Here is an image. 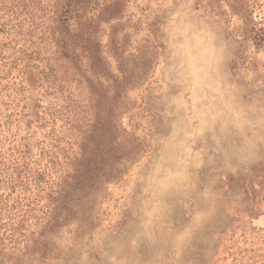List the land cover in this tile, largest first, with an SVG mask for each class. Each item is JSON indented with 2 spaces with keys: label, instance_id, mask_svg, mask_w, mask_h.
Here are the masks:
<instances>
[{
  "label": "rangeland",
  "instance_id": "rangeland-1",
  "mask_svg": "<svg viewBox=\"0 0 264 264\" xmlns=\"http://www.w3.org/2000/svg\"><path fill=\"white\" fill-rule=\"evenodd\" d=\"M88 1L143 153L22 264H264V0Z\"/></svg>",
  "mask_w": 264,
  "mask_h": 264
},
{
  "label": "trees",
  "instance_id": "trees-1",
  "mask_svg": "<svg viewBox=\"0 0 264 264\" xmlns=\"http://www.w3.org/2000/svg\"><path fill=\"white\" fill-rule=\"evenodd\" d=\"M94 9L0 0V264L45 258L46 238L95 226L103 190L143 153L123 127L124 85L102 66ZM255 42L264 48L263 29Z\"/></svg>",
  "mask_w": 264,
  "mask_h": 264
},
{
  "label": "snow or ice",
  "instance_id": "snow-or-ice-1",
  "mask_svg": "<svg viewBox=\"0 0 264 264\" xmlns=\"http://www.w3.org/2000/svg\"><path fill=\"white\" fill-rule=\"evenodd\" d=\"M225 149L233 154H243V152L246 150V146L237 147L235 143H228L225 144ZM200 217L197 215L193 219V223H198Z\"/></svg>",
  "mask_w": 264,
  "mask_h": 264
}]
</instances>
